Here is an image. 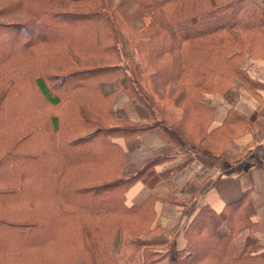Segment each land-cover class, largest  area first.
Wrapping results in <instances>:
<instances>
[{
  "label": "trees",
  "instance_id": "obj_1",
  "mask_svg": "<svg viewBox=\"0 0 264 264\" xmlns=\"http://www.w3.org/2000/svg\"><path fill=\"white\" fill-rule=\"evenodd\" d=\"M65 1L69 4L61 6L62 10L27 6L28 17L22 22L0 20V130L17 118L12 103L25 96L18 74L20 66L7 70L1 66L20 55L27 57L28 48L39 42L65 44L68 50L79 48L84 52H79L77 59L71 58L63 71L46 68L47 64L61 61L60 56L49 54L31 76L34 90L28 95L36 91L51 106L62 99L81 106L93 102L92 107L96 106L92 109L102 123L84 116L78 106L62 134L58 133L57 116L51 115L49 132L45 131L44 121L37 125L32 121L25 134L14 130L0 139V264H33L38 254L32 251L47 247H53L59 259L57 255L55 259L46 257V264H74L76 259H82L84 264H119L110 252L116 238L119 256L126 264H155L163 257L168 264H264V242L255 235L256 223L242 210L245 195L218 211L207 205L185 209L184 243L179 249L166 238H145L156 229L152 225L154 197L150 194L141 204L130 205L126 191L152 163L134 174H123L124 150L114 139L144 131L148 124L116 119L110 111L115 89L101 91L102 83L113 82L117 89L136 97L154 113L153 105L128 81L123 62L131 63L133 50L164 57L160 63H146L151 67V78L170 89L159 92L153 82L152 91L178 110L170 126H182L179 135L197 147L204 134L202 129L206 128L207 108L199 100L201 92L223 93L235 79L242 80L252 91L262 86L246 74L242 60L244 54L247 58H264V11L252 0H133L142 10H164L167 28L162 29L167 30L165 34L153 30L154 38L146 40L143 34H148L142 23L137 29L140 32L131 33L132 49H128L127 37L117 31L120 25L112 15L119 4L111 5L109 0ZM80 1H88L91 8L75 11ZM15 11L18 3L0 0V17L8 18ZM123 16L126 22L128 15ZM92 23L97 26L98 40L82 48L77 46L76 35L92 31ZM41 28L45 30L40 32ZM125 31L126 34L127 26ZM234 33L241 38L237 43L229 36ZM207 38L211 41L198 42ZM4 41H8L7 45ZM173 52L177 58H173ZM85 54L97 55L99 60L90 62ZM116 56L119 59L113 61ZM133 65L141 73L135 61ZM173 82L179 86L171 87ZM154 106L164 108L155 101ZM189 109L193 116L188 114ZM231 115L237 116L234 121L229 119ZM251 126L242 114L229 109L222 125L209 133L226 140ZM21 142L32 153L22 152ZM74 168L76 174L66 181L67 172ZM222 225L228 232L218 234ZM243 227L249 229L245 248L234 256L231 243Z\"/></svg>",
  "mask_w": 264,
  "mask_h": 264
},
{
  "label": "crops",
  "instance_id": "obj_2",
  "mask_svg": "<svg viewBox=\"0 0 264 264\" xmlns=\"http://www.w3.org/2000/svg\"><path fill=\"white\" fill-rule=\"evenodd\" d=\"M252 1L264 11V0ZM243 69L262 86L252 91L242 80L235 79L221 94L200 95L199 100L207 108L204 111L206 128L202 129L206 135H201L197 147L163 123L157 125L153 121L154 113L136 97L117 89L113 82L102 83L106 88L113 84L106 92L115 89L110 111L116 119L148 124L144 131L114 140L124 150L123 174H134L152 163L126 191L130 205L141 204L150 194L154 197L151 200L155 215L152 225H156V229L148 235L150 238L158 234L179 249L184 243L186 210L207 205L218 211L226 203L245 195L243 213L256 223L255 235L264 242V58H247ZM229 109L231 113L242 114L252 126L225 140L209 131L222 125ZM236 117L231 115L229 119L234 121ZM150 120L153 122L149 123ZM240 154L239 159L233 160ZM217 232L227 233L228 229L222 225ZM248 235L249 229L243 227L233 238L234 256L242 253ZM118 246L119 238H116L110 248L116 259ZM155 264H168V260L163 257Z\"/></svg>",
  "mask_w": 264,
  "mask_h": 264
},
{
  "label": "rangeland",
  "instance_id": "obj_3",
  "mask_svg": "<svg viewBox=\"0 0 264 264\" xmlns=\"http://www.w3.org/2000/svg\"><path fill=\"white\" fill-rule=\"evenodd\" d=\"M139 1V0H138ZM148 1V0H146ZM7 3H18V11H15L12 15H10V17L8 18H4V17H0L1 21H7V20H12V21H24L25 19H27L28 17V13L25 10V8L28 7H36L39 9H42L43 6H47L49 7V9L53 8L54 10H62L60 7L63 5H68L69 2L65 1V0H6ZM64 2V3H63ZM63 3V4H62ZM109 4H113V5H117L118 9L114 10L112 13L113 17L116 18L117 21L118 19V23L120 25V28H117V31L121 34H124L125 37H127V46L128 49H132V45H131V36L133 34H136L135 32H140L139 30V26L144 23V30L146 29V32L148 35L145 34L144 32V36L143 39H151L149 37H153L154 38V33L153 30H156L157 32H159L160 34H165L167 29H162V28H167L165 19H164V10L162 9H141L133 0H109ZM77 5H79V7L75 8V11H88L91 7L88 4V1H80ZM64 9H67L64 8ZM73 10V9H72ZM36 12V11H35ZM123 15H128L125 18L126 22L121 19L122 17H124ZM128 20V21H127ZM95 23V22H94ZM92 23L91 26V30H87L84 31L85 33L82 34V32H79L78 35H76V40L74 43L79 46V47H83L85 44L94 42L96 40H98V30H97V26L96 24ZM159 23V24H158ZM126 26H127V33L125 34V30H126ZM138 29V30H137ZM43 28H41L39 31L43 32ZM133 33V34H131ZM158 33V34H159ZM157 34V37H159V35ZM233 41V39L237 41H240L241 38L238 37L237 33H234L232 35H229ZM148 38V39H147ZM131 40V41H130ZM211 41V38H207V39H203V40H199L198 42L200 43H206ZM8 42V41H7ZM7 42L4 41V43ZM109 43V42H108ZM134 43V42H133ZM235 43V44H236ZM3 44V43H2ZM243 45L248 44L247 42H243ZM131 46V48H130ZM120 47V46H119ZM66 45L64 44H58V43H43V42H39L36 46L28 48V53H27V57L23 58L21 55L18 58H13L11 59L8 63H4L1 67H3L5 70H7L9 67H16L17 65L20 66L21 68V74L20 72L18 73L20 78H21V86H22V91L25 93V96L23 95V97L19 98L17 100V102L12 103V106L16 109V113H17V118L13 120V122L11 124H6V127H4L3 129L0 130V139H3V136H5L7 133H10L14 130L22 131V134H25V132L28 130V128L30 129V124L32 121H36V125L40 123V121H44L45 123V131L49 132L51 131V125L49 123V117L51 115H55L57 116L58 119V123H59V130L58 133L62 134L64 131H66L65 129L67 128V126L71 123V119L73 118V110L74 108L77 109V107L79 106L82 110V112L84 113V116L90 117V118H94L96 119V121H98L99 125H101L102 121L100 119V117H98L97 114L94 113L93 109L96 106V104L92 107V103H87V105H78L79 103H70L69 101L66 100H61L60 103H58L55 106H51V105H47L46 102L43 101V99L41 98V96L36 93V91H34V95H28L29 92H32L34 90V85L31 81V76H33V74L35 75L36 73V67H40V62L42 61H47L49 54H51L53 52L54 55H58L60 56L59 60H61L60 62H55L54 64H47V69L52 70V71H58L60 69V71H63L65 69L66 64L70 61V59H77V56L81 53L79 52H84L81 51L79 48H72L70 50H68L66 48ZM121 48V47H120ZM64 50V51H63ZM68 50V51H67ZM122 50V49H121ZM235 50H232L231 52H234ZM119 53L121 54V52L119 51ZM132 61L131 63H126L125 60L123 62V66L126 68V71L128 73V81L133 82L134 86L136 88V90L138 92H140V94L143 96V98L150 103L151 105H153L154 108V119L153 121L157 122V125H161V123H163L166 127L172 128V130L176 133V135H179V130L182 129V126L177 127L176 125L174 126H170L171 123V119L172 118H176V114H179L178 110H176V108L172 105V103H168L166 100H161L159 99L155 93H153L152 91V86H153V82L155 83V87L157 88V90L159 92H161L164 89H170L168 86H164L165 84H163L164 82L157 80L156 78H151V76L149 75V72H151V67L147 65V61L150 60H154V62H161L162 59H164V57H159L157 54L153 55H147L145 53L141 54L139 51L133 50L132 52ZM174 54L176 52H173ZM88 57V60L90 62H94L95 60H99V56L97 55H86L85 57ZM150 59H149V57ZM177 54L173 55V58L176 57ZM247 54H244V57L242 60V66H245V62L247 60ZM177 58V57H176ZM119 57L116 56L113 61L118 60ZM134 61L139 65L138 68H141V73H138V69L134 67ZM34 63V65H32V63ZM127 64V67H126ZM6 65V66H5ZM34 66V69L32 67V70H30L31 66ZM63 69V70H62ZM34 70V71H33ZM139 75V76H138ZM4 77V76H3ZM138 77V78H137ZM137 78V79H136ZM5 79V78H4ZM136 81H135V80ZM154 80V81H153ZM124 81V80H123ZM105 84H102L101 87V91L102 93H106V91L110 88L113 87V84L107 85L108 88H106V86H104ZM115 85V83H114ZM171 87H178L179 85L177 83H172L169 84ZM116 86V85H115ZM217 95V94H221L219 92H201L199 94L200 95ZM29 97V98H28ZM152 98V99H151ZM155 103H158L159 105L163 106L165 109H167L166 111H163L164 108L161 107V109H158L160 107H156L154 106V101ZM83 104V103H82ZM93 108V109H92ZM163 109V110H162ZM163 112V113H162ZM165 112V113H164ZM188 114L190 116H193V110L187 111ZM168 114V116L164 117L162 116V114ZM72 117V118H71ZM153 121H149V123L153 122ZM17 127V128H16ZM21 129H19V128ZM94 126L92 127H88L86 129H84V131L87 130H91ZM179 129V130H178ZM20 133V132H19ZM182 137V136H180ZM183 138V137H182ZM184 139V138H183ZM8 140V139H7ZM6 140V141H7ZM198 139H196L195 141H197ZM15 141V140H14ZM19 141V140H18ZM17 141V142H18ZM20 142V141H19ZM198 143V142H197ZM9 144V143H7ZM20 146H22V152H29L32 153L30 150V147L26 146L25 142H21ZM30 150V151H28ZM25 168V167H23ZM76 174L75 168L71 169L67 172L65 180L68 181L69 177L74 176ZM156 237H158L157 235H154ZM146 239H151L148 235L145 236ZM114 240V238H113ZM60 249V248H59ZM32 252H35V254L37 255V258L34 259L33 264H46V257H51L53 259H55V256L57 255V251L53 248V247H47L45 249L39 250H33ZM55 255V256H54ZM58 259H59V255ZM44 260H43V259ZM116 258V257H115ZM119 264H126L125 261L119 256L118 258ZM74 264H84V261L82 259H76Z\"/></svg>",
  "mask_w": 264,
  "mask_h": 264
}]
</instances>
